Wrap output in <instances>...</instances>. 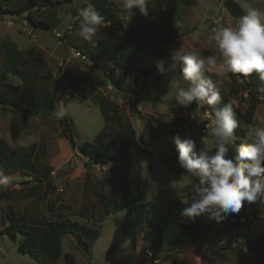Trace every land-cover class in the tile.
<instances>
[{"label": "rangeland", "instance_id": "1", "mask_svg": "<svg viewBox=\"0 0 264 264\" xmlns=\"http://www.w3.org/2000/svg\"><path fill=\"white\" fill-rule=\"evenodd\" d=\"M89 1L74 0L73 4L69 6L67 4L59 5L55 9L49 7L52 10L47 11L48 13L43 9L42 11L36 9L37 11L33 16L39 19L41 13L46 19L56 17V21L59 18L66 21L71 17L72 21H70L73 22L75 19L74 7L83 3L88 5ZM107 1H111L115 5L118 11L116 17L121 24L125 25L129 20H133V14H129L121 8L120 0ZM235 1L244 10L245 0ZM148 2L153 5L151 6L152 13L160 5L157 0H148ZM224 2L225 0H198L197 4L193 6L180 5L178 7L175 23L176 30L170 43L164 45L167 54L165 65L168 69L173 63H176L177 66L175 71H167L166 88L164 90L155 85L145 88L142 85L134 84L125 92L114 88L109 92L107 88L112 85L105 73L109 72L114 65L102 58L99 61L96 60L98 62L97 66H89V57L84 56L83 58L76 55L80 49L84 50V45L80 44L82 42L79 43L76 40H72L68 43L63 40V42L61 41L62 44H59V37L57 38L56 32L34 29L31 25L28 28L24 27L23 21H27L26 14L18 16L17 14L9 13L10 17H6V19L12 22L13 27L0 26V42H16L22 51L34 49L43 38L46 39L47 52L60 59V64H56V67L52 66V71L58 73V69H60L61 72L72 73L82 81V85L85 87L83 96L75 93L68 84H66V91H64L63 77L59 72V80L55 88L37 91L43 96V100L47 105H45V109L38 110L37 116L30 120H25L23 123L24 127L21 125L22 117L17 114L18 110L16 113L10 112L7 122L9 126L18 125L19 130L24 131L25 135L22 137L23 145L35 143L36 146H40L35 162L38 163L45 160L42 146L45 148L46 145H50L49 151L56 150L58 154H62V150L58 147L59 144L55 143V141L57 140L56 138H61L62 136L60 130H62L61 122L64 116L71 119L74 124V140L77 146L89 142L95 146L94 148L96 146L100 148L119 132L122 125L130 123L136 132L138 143L147 150L146 153L127 165L122 164V162H111L105 166H94L93 173L102 174L103 176L111 174V177L115 179L118 185H120V179L125 177L127 179L126 184L130 190L133 191L135 184L140 185L141 190L138 192L133 191L137 197L134 205L111 212L109 213L110 215L107 214L108 216L105 217L101 215V218L96 223L92 220L84 221L70 216L73 221L100 228L101 236L91 247L86 246L74 236L65 237L60 261L64 260L65 253H71L76 259V264H177L179 262H187L189 264V254L196 255L195 248L191 247V245L183 244L179 238V232L176 228L170 226L172 224L169 221L167 212L169 202L174 199L185 200V188L193 186L191 180L185 176L186 173L178 164V153L173 136L178 133L183 135L187 133L201 149L205 147L207 150H213L214 146L208 130L206 132L203 131L204 125L208 120L204 118L206 111L202 107H206L207 104L195 105L196 107L193 106L189 114H184L182 111L184 107L176 105L173 100L174 90L181 86L188 87V82L181 80L180 64L173 60L172 53L174 50L179 49L181 53L191 52L202 57L218 55L213 39V30L220 27H233L239 20L230 15L224 7ZM247 2L253 7L264 10V0H247ZM125 16H127V19H125ZM148 17L149 15L146 18ZM105 21L107 23L100 26L103 32L106 33L102 37L109 36L107 40L118 39V35L113 31L115 27H113L111 21L107 19ZM75 22L72 23L73 29H68L67 32L73 36H78L79 23L76 25L77 28H74ZM69 25L71 26L70 22L67 26ZM64 28L65 26L61 30ZM18 32H21L22 35H19ZM44 33L47 36H44ZM60 36L63 37L61 33ZM1 61L0 57V64ZM115 67L118 70V67ZM85 72L92 77L95 84L104 93L99 90L96 93L94 88H90V84L86 85ZM204 75L205 78L211 79L214 83L219 82L218 87L222 96L229 97L233 104L241 110L245 111L247 109L249 98L246 93V84L240 77H233L230 73H226L219 61L214 68L206 65ZM7 79L22 87L21 99L25 103L28 101L31 104L32 102H38L40 95L38 93L36 95L32 94V91L26 89L29 83L22 76L7 72ZM100 95H105L107 99L112 97L113 99L109 101H114L118 105V108L114 109L107 117H104L100 112L98 105ZM60 100L64 105L59 103ZM126 101L133 102L131 112H127L125 108ZM21 112L25 113L26 116L29 114L23 110ZM57 112L60 113L59 116L56 115ZM190 113L195 116V120L192 121L190 119ZM255 122L256 127H264L263 104L259 105L256 110ZM151 126L157 131L168 129L171 133L164 139L153 138L150 131ZM101 131L105 133L106 139L97 145L95 140ZM153 134L155 135L156 132ZM245 141L251 142V139ZM245 141L243 140V142ZM53 152L48 153L47 156H52ZM125 152L130 154L131 148H127ZM68 157L63 159V161L67 162L65 166L56 170L55 179L64 178L68 174L70 163L77 161L79 158L82 159L77 155L72 159ZM165 161L172 163L175 168L169 167ZM28 179V175H21L20 177L21 181H27ZM245 203L247 212L256 210L259 217L264 218V205L261 199L258 198L253 203ZM5 204L6 201H3L0 206ZM146 217L163 222L164 240L162 244L155 243L152 239L149 240L144 237V232L148 230L152 231V234L158 231V228L149 224V220ZM227 219L228 217L220 224L209 222L206 219L205 224L217 234L215 236H204L205 246L202 264H254V257L248 254L247 249L239 247L240 240ZM3 220L0 211V223ZM27 224H29L28 221ZM30 225L34 226L33 224ZM22 238L21 234H17L14 241V238L10 235L6 233L0 234V264H40L39 259L30 254H24L18 249ZM144 248L149 250L153 256H148ZM154 260H157V262H154Z\"/></svg>", "mask_w": 264, "mask_h": 264}, {"label": "trees", "instance_id": "2", "mask_svg": "<svg viewBox=\"0 0 264 264\" xmlns=\"http://www.w3.org/2000/svg\"><path fill=\"white\" fill-rule=\"evenodd\" d=\"M0 0V16L4 14H23L28 7L35 9H55L57 6L65 3H71L73 0H25L23 6L18 9L2 10ZM16 0H13L15 2ZM24 1V0H23ZM159 2L158 9L154 10L152 17L149 20H142L139 23L133 24L127 22L125 25L120 24L117 20V9L111 1L96 0L95 10L101 13L105 19L110 20L113 26L119 25L121 31L120 39L108 40L100 45V54L91 57L95 64L98 65V60L102 58L110 62L114 67L105 74L109 77L112 87L116 90L125 92L128 91L127 76L135 73L133 85H142L143 87H150L155 85L160 89L166 88V74L168 67L165 65L167 57L164 45H167L172 40L174 31L176 30V12L180 5L186 7L197 4L198 0H157ZM157 2V3H158ZM225 9L234 18L239 19L244 10L235 0H225ZM99 6V8L97 7ZM105 5V6H104ZM163 5L162 9H159ZM101 7V8H100ZM136 10H133L135 12ZM27 22L34 28L45 31L52 30V24L42 19H36L31 13L26 14ZM119 38V37H118ZM2 46H7L3 44ZM86 50V52H85ZM83 56L89 53V48L84 46V50L80 49ZM89 55V54H87ZM97 60V61H96ZM144 65L143 67H140ZM162 64L166 69L165 73H161L157 69V65ZM118 67L117 68L115 67ZM120 69V70H119ZM14 74L23 76V72L14 67L11 71ZM231 74V73H230ZM233 77L237 76L246 84V93L249 98V104L245 111L236 107L229 97L221 95L220 106L231 104L235 117L238 122L236 130L237 141L236 145L242 143L243 140H250L249 130L256 127L255 113L259 105H264V81L259 79L257 73L249 76H242L241 74H231ZM64 81L68 86L74 90L78 95H83L84 88L78 79L71 73L65 72L63 74ZM24 79H26L23 76ZM22 88L20 85L14 84L7 79L5 71L0 70V106L6 109L16 110L20 109L22 105ZM232 94V93H230ZM150 96V94H148ZM52 97V96H51ZM42 104L47 105L45 101ZM100 112L104 117H107L118 105L109 101L105 96H100L98 99ZM193 103L191 109L196 107ZM206 112H209L213 117V106L206 105L202 107ZM33 113V112H32ZM35 113V112H34ZM63 136L68 139L72 149L78 147L81 153L86 155L92 164L108 165L111 162H122V164H130L137 157L147 152V150L138 143L136 139V132L130 123L122 125L119 132L107 141L102 147L93 146L89 142H85L77 146L74 140V124L71 119L64 116L62 119ZM153 138L164 139L171 132L168 129H161L157 131L154 127H150ZM156 134L154 135L153 133ZM181 138L185 135L178 133ZM173 136L174 138L177 136ZM106 138L104 132H101L96 138V144H100ZM197 145V144H196ZM99 148V149H98ZM131 148L130 154L125 150ZM97 149L96 151H94ZM202 149L197 145L196 151ZM213 150H208V154H213ZM235 155V147L229 146V152L226 158H232ZM14 154L9 145L4 139L0 138V165L5 164L8 171L16 169V162H31L34 160V153L31 151L24 155L22 160L14 158ZM165 163H167L165 161ZM172 169L175 168L172 163H167ZM264 166V162H262ZM50 170V169H49ZM126 178L120 179V184L124 189L123 194L115 199L112 210L118 211L126 207L134 205L137 197L134 192L141 190L140 185L135 184L133 191L130 190L126 184ZM185 200L174 199L168 204V216L172 228H176L179 232V238L183 244L191 245L195 248L196 255L203 261L204 255V236H215L217 233L212 231L208 225L205 224L206 217L197 218L195 223H190L187 217H184L181 212L184 207L191 204L196 196V190L191 185L185 188ZM246 202V201H245ZM237 214L228 216V223L235 229L239 242V247H245L248 254L254 257V264H264V218L259 217L258 212L246 210V203ZM264 205V199H261ZM4 216L8 221V226L0 231V234H8L16 240V235L21 234L22 240L18 245V249L24 254H30L40 260L41 264H76V259L71 253H65L64 260L60 261L62 256L63 240L67 236H74L78 238L86 246L91 247L101 236L100 228L95 226H87L78 223L69 218H62L56 222H50L43 225H30L17 217L11 206L4 210ZM149 224L154 225L157 230V242L160 244L164 240L163 222L160 220H152L146 217ZM177 264H184L179 262Z\"/></svg>", "mask_w": 264, "mask_h": 264}, {"label": "clouds", "instance_id": "3", "mask_svg": "<svg viewBox=\"0 0 264 264\" xmlns=\"http://www.w3.org/2000/svg\"><path fill=\"white\" fill-rule=\"evenodd\" d=\"M120 6L129 14L138 10L141 15H148V0H120ZM243 8L244 14L235 26L213 30L218 55L202 57L181 53L179 49L172 53L173 60L180 64L181 80L188 82V87L174 90L176 105L187 108L193 103L207 104L214 111L205 126L212 138L213 154H208L205 147L198 154L196 141L187 133L184 138L179 135L174 138L178 164L196 190L191 204L181 212L190 223L206 217L209 222L220 224L229 215L239 213L245 201L264 199V127L251 128V142L236 145L238 122L233 108L231 104L220 106L219 82L214 83L204 75L206 65L214 68L219 61L226 73L242 76L257 73L264 81V10L251 6L247 0ZM105 23L104 17L88 5L79 13V36L91 42ZM176 66L173 63L167 71H175ZM157 69L162 74L166 71L162 64ZM230 145L235 147V155L229 159L226 156ZM8 179L0 171V185H7Z\"/></svg>", "mask_w": 264, "mask_h": 264}, {"label": "crops", "instance_id": "4", "mask_svg": "<svg viewBox=\"0 0 264 264\" xmlns=\"http://www.w3.org/2000/svg\"><path fill=\"white\" fill-rule=\"evenodd\" d=\"M73 2L74 0L71 3L65 4L69 6L73 4ZM24 3L25 0H16L15 2H13V0H3L1 1V6L2 10L9 9L16 11L18 7L22 6ZM148 4V18L141 15L139 11L136 10L132 13L134 15H132L133 20H129V22L136 24L142 20H149L152 17L151 6L153 5L150 2H148ZM88 5H92L94 8H96V0H90ZM88 5H85V3H83L74 7V21H76L74 23V28H77L76 25L79 23L78 20L80 11ZM97 7L99 8L98 5ZM162 8L163 5H161L159 9ZM42 9L45 10V12L52 10L46 8ZM42 9L37 10L42 11ZM37 10L33 7H28L25 12L20 15H24L27 13H31V15H34ZM99 14L101 15V13ZM39 16V19L45 20L46 22L52 24V32H56V34L59 35L61 33L63 35V37H57L59 39V44H62L61 41L63 42V40H66L68 43L72 40H76L79 43L82 42L80 43L81 45L87 46L89 48V53H86L85 55L90 58L89 66H97V64H95L94 62L95 60L91 57H95V55H98L100 53V56H103V52L102 50H100V45L108 41L107 38L109 37H102V35H106V33L103 32V29L101 27H99L96 35L93 37V40L91 42H86L79 35L73 36L72 34L67 32L68 29H73L72 23L74 21L71 22V17L66 21L62 20L61 18L56 21V17L46 19L41 13ZM6 17H10V15H1L0 20ZM69 22L71 23V26H67ZM29 25L30 24L27 21H23L24 27L28 28ZM63 26H65V28L61 30ZM113 27H115L113 31L116 32V35H118L119 37L118 39H120L121 31L119 30V25H115ZM18 34L22 35L21 32H18ZM44 36L47 35L44 33ZM46 41L47 40L43 38V40L40 41V44L36 48L28 49L26 51L20 50L16 42H0V57L2 60L0 64V70L5 71L7 74V72H11L14 67H17L23 72V76L26 78L25 80L27 81V83H29V86H27L26 89L32 91V94L36 95L38 93V95H40L37 100V103L39 104L35 102H32L31 104L29 101L25 103L22 100L20 109L11 110L0 106V138L4 139L7 142L10 149L12 150V153L15 156L14 158L18 160H22L24 158V155L31 151L34 153V158H36L40 146H36L35 143L26 146L23 145L22 137L25 135L24 131L21 130V132L18 125L9 126L7 122V118L10 112L16 113V111L18 110L17 114L22 117L21 125H23L24 127L23 123L25 122V120H30L34 116H37V114L39 113V109H45L44 105L41 104L43 96H41V94L37 91H46V89L48 88H55L59 80V72L63 77L62 84L64 87V91H66L65 88L67 83L64 81V72H61L60 69H58L59 72L57 73L55 71L53 72L51 69L52 66L56 67V64H60V59L47 52ZM3 44L7 46L4 47L2 46ZM77 52H80V50ZM143 66L144 65L140 64V67ZM86 75L87 74L85 72L84 78L87 79L85 81V83L87 82L86 85L90 84V88H94V90H96V93L97 90L103 92L95 84L92 77ZM134 77L135 73H131L127 76L128 89L132 87ZM78 81L82 85V81L80 79H78ZM82 86L85 89L84 85ZM107 90L110 92L111 90H113V87L109 86ZM112 99L113 98L110 97L109 100ZM30 105H32V107H30ZM21 110L29 114H27L26 116L25 113L21 112ZM61 129L63 130L62 126ZM62 130H60V133L62 134L61 138H56L57 140L55 141V143L59 144L58 147H60V149L62 150V154H58L56 150L49 151L50 145H46L45 148L44 146H42V151L45 154L44 161H39L38 163L35 162V159L28 163L17 161L16 169H11L10 171H8L9 169L5 166L6 163L0 165V171L3 172L4 176H7L9 178L7 185H0V203L6 201V204L4 206H0L2 218L4 219L3 222L0 223L1 225H3L2 227L0 225V231L6 228L9 224L4 216V210L8 206H11L13 208L18 218L25 222L28 221L29 224L33 225H43L50 222H56L65 217L70 219V216L77 217L84 221L92 220L94 221V223H96L101 218V215L105 217L108 216L107 214L114 212L112 210L113 202L117 197L121 196L124 191L121 184L118 185L115 179L111 177V174L108 176H103L102 174L98 175L93 173L95 164H92L89 161L90 159L86 155L81 153L78 147L72 149L68 139L63 136ZM50 152H53V155L48 157L47 155ZM76 155L80 156L83 160L79 158L77 159V161L70 163L68 174L66 173L67 175L60 180L55 179L56 170L62 168L67 163L63 161V159L67 158L68 156L70 157V159H72ZM21 175H28L29 179L27 181H21ZM143 235L144 237H146V239H152L155 243H158L157 232L155 234H152V231L148 230L144 232ZM162 242L160 244H162ZM192 255L189 254V264H202V260L198 256ZM154 262H157V260H154ZM39 263L41 264V262ZM184 264H187V262H184Z\"/></svg>", "mask_w": 264, "mask_h": 264}, {"label": "built area", "instance_id": "5", "mask_svg": "<svg viewBox=\"0 0 264 264\" xmlns=\"http://www.w3.org/2000/svg\"><path fill=\"white\" fill-rule=\"evenodd\" d=\"M0 26H3V27H13V24H12L11 21H8L6 18H3L2 20H0ZM56 35H57V37H60L59 34H56ZM76 55H78V56H82V57L84 58V56H83L81 53H79V52H77ZM59 103H60L61 105L63 104L62 101H60ZM191 106H192V105H190V106L187 107V108H183V110H182L183 113H184V114H189V111H190V109H191ZM125 108H126L127 112H131V111H132V108H133V102H132V101H126ZM190 114H191V113H190ZM189 117H190V119H191L192 121L195 120V116H194V115L191 114V115H189ZM204 118H206V119L208 120V122L204 125V126H206V125L209 124V122H210L212 116H211V114H210L209 112H206L205 115H204ZM207 130H208V129H207L206 127L203 129L204 132H206ZM97 166H100V165H97ZM144 251L148 254V256H150V257L153 256L152 253H151L149 250H145V248H144Z\"/></svg>", "mask_w": 264, "mask_h": 264}]
</instances>
